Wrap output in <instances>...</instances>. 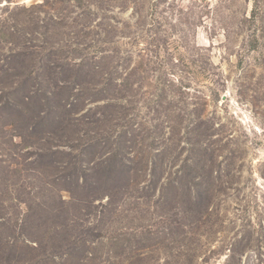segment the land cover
<instances>
[{"label": "rangeland", "instance_id": "1", "mask_svg": "<svg viewBox=\"0 0 264 264\" xmlns=\"http://www.w3.org/2000/svg\"><path fill=\"white\" fill-rule=\"evenodd\" d=\"M0 264H264V0H0Z\"/></svg>", "mask_w": 264, "mask_h": 264}, {"label": "trees", "instance_id": "2", "mask_svg": "<svg viewBox=\"0 0 264 264\" xmlns=\"http://www.w3.org/2000/svg\"><path fill=\"white\" fill-rule=\"evenodd\" d=\"M30 56V53L24 49V50H18V51H15L12 56L9 57V60H8V63L9 65L11 64L13 66V69L14 71L19 74L20 77H27L28 74H26L25 70L27 71V68L25 66L24 63H26L28 60L27 58H29ZM3 73L2 74H6L7 73V69H3L2 71ZM17 74V75H18ZM47 115L46 114H43L41 117H40V120H42V126H50L51 122L54 121L57 123H59V118H55V116H51L49 117L48 114H51L50 111H47ZM46 115V116H45ZM50 121V122H49Z\"/></svg>", "mask_w": 264, "mask_h": 264}]
</instances>
